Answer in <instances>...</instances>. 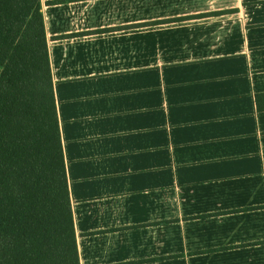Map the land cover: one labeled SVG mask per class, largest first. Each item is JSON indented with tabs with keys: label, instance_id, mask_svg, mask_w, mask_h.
Instances as JSON below:
<instances>
[{
	"label": "crops",
	"instance_id": "crops-1",
	"mask_svg": "<svg viewBox=\"0 0 264 264\" xmlns=\"http://www.w3.org/2000/svg\"><path fill=\"white\" fill-rule=\"evenodd\" d=\"M80 264H264V0H41Z\"/></svg>",
	"mask_w": 264,
	"mask_h": 264
},
{
	"label": "trees",
	"instance_id": "trees-1",
	"mask_svg": "<svg viewBox=\"0 0 264 264\" xmlns=\"http://www.w3.org/2000/svg\"><path fill=\"white\" fill-rule=\"evenodd\" d=\"M0 264H80L41 0H0Z\"/></svg>",
	"mask_w": 264,
	"mask_h": 264
}]
</instances>
